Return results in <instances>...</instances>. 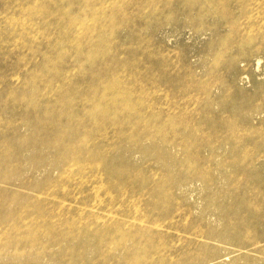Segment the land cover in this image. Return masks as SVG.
I'll list each match as a JSON object with an SVG mask.
<instances>
[{"label": "rangeland", "instance_id": "obj_1", "mask_svg": "<svg viewBox=\"0 0 264 264\" xmlns=\"http://www.w3.org/2000/svg\"><path fill=\"white\" fill-rule=\"evenodd\" d=\"M29 1L0 0V264H264V0Z\"/></svg>", "mask_w": 264, "mask_h": 264}, {"label": "bare ground", "instance_id": "obj_2", "mask_svg": "<svg viewBox=\"0 0 264 264\" xmlns=\"http://www.w3.org/2000/svg\"><path fill=\"white\" fill-rule=\"evenodd\" d=\"M29 1V0H28ZM34 1V0H33ZM41 1V0H40ZM50 1V0H49ZM107 1V0H106ZM105 1V2H106ZM109 1V0H108ZM111 1V0H110ZM25 2V1H24ZM30 2V1H29ZM38 2V1H37ZM51 2V1H50ZM126 2V1H125ZM129 2V1H128ZM20 3V2H19ZM26 3V2H25ZM42 3V2H41ZM51 3H53V2H51ZM55 3H56V1H55ZM58 3V2H57ZM114 3V2H113ZM23 4V3H22ZM40 4V3H39ZM47 4V3H46ZM73 4V3H72ZM71 4V5H72ZM119 4H121L120 3V1H119ZM21 5V4H20ZM31 5V4H30ZM30 5H28L27 7H29ZM35 5H37L36 3H35ZM71 5H69V6H71ZM107 5H108V3H107ZM118 5V4H117ZM47 6H48V4H47ZM46 6V7H47ZM110 6V5H109ZM114 6H115V4H114ZM120 6V5H119ZM7 7V6H6ZM5 6H4V8H6ZM21 7V6H20ZM26 7V8H27ZM33 7V6H32ZM36 7V6H35ZM39 7V6H38ZM42 7V6H41ZM45 7V6H44ZM44 7H43V9H44ZM107 7V6H106ZM15 8V7H14ZM17 8H19V7H17ZM24 8V7H23ZM49 9H50V7H48ZM60 8V7H59ZM65 8V7H64ZM73 8V7H72ZM35 9V8H34ZM42 9V10H43ZM107 9V8H106ZM108 9H110V8H108ZM107 9V10H108ZM113 9V8H112ZM16 10V9H15ZM27 10V9H26ZM38 10H39V8H38ZM41 10V9H40ZM118 10H119V8H118ZM122 10V9H121ZM21 11V10H20ZM29 11H30V9H29ZM33 11V10H32ZM53 11V10H52ZM57 11H58V9H57ZM57 11L55 12L56 14H57ZM64 12H65V10H63ZM104 11V10H103ZM14 12V11H13ZM27 12V11H26ZM34 12V11H33ZM51 12V11H50ZM67 12V11H66ZM65 12V13H66ZM81 12V11H80ZM97 13H99V11H96ZM18 13V12H17ZM29 13V12H28ZM32 13V12H31ZM30 13V14H31ZM38 13H40V12H38ZM77 13H78V11H77ZM82 13H83V11H82ZM95 13V12H94ZM105 13V12H104ZM112 13V12H111ZM119 13H121L120 11H119ZM54 14V13H53ZM60 14V13H59ZM58 14V15H59ZM19 15V14H18ZM33 15H35V14H33ZM36 15H37V13H36ZM41 15H42V13H41ZM45 15V14H44ZM44 15H42V16H44ZM61 15V14H60ZM64 15V14H63ZM66 15V14H65ZM81 15V14H80ZM97 15H99V14H97ZM107 15V14H106ZM10 16V15H9ZM20 16V15H19ZM24 16V15H23ZM67 16V15H66ZM75 16V15H74ZM78 16V15H77ZM76 16V17H77ZM93 16H94V14H93ZM92 16V17H93ZM102 16V15H101ZM17 17V16H16ZM28 17H30V16H28ZM31 17H33V16H31ZM48 17V16H47ZM51 17V16H50ZM49 17V18H50ZM57 17V16H56ZM62 17H64V16H62ZM68 17H70V16H68ZM102 17H104V16H102ZM107 17V16H106ZM111 17H112V15H111ZM26 18V17H25ZM44 18V17H43ZM48 18V19H49ZM54 18V17H53ZM58 18H59V16H58ZM97 18V17H96ZM9 19H11V18H9ZM17 19V18H16ZM60 19H62V18H60ZM104 19V18H103ZM106 19V18H105ZM104 19V20H105ZM109 19V18H108ZM12 20V19H11ZM15 20V19H14ZM23 20V19H22ZM56 20H57V18H56ZM88 20H90V18L88 19ZM100 20H101V18H100ZM111 20H113L112 18H111ZM111 20H110V22H111ZM4 21H7V20H4ZM25 21V20H24ZM24 21H22V22H24ZM46 21V20H45ZM59 21H62V20H59ZM87 21V20H86ZM93 21H94V18H93ZM98 21V20H97ZM115 21V20H114ZM15 21H13V24L15 25V23H14ZM19 22V21H18ZM29 22H30V20H29ZM28 22V23H29ZM55 22V21H54ZM53 22V23H54ZM57 22V21H56ZM83 22H85V21H83ZM89 22V21H88ZM92 22V21H91ZM113 22V21H112ZM10 23V22H9ZM11 23H12V21H11ZM39 23V22H38ZM51 23H52V20H51ZM59 23H61V22H59ZM64 23V22H63ZM128 23V22H127ZM58 24V23H57ZM93 24V23H92ZM91 24V25H92ZM94 24H96V23H94ZM3 25V24H2ZM6 25H8V24H6ZM10 25V24H9ZM20 25H21V23H20ZM19 25V26H20ZM27 25V24H26ZM34 25V24H33ZM85 25H87V24H85ZM23 26V25H22ZM28 26V25H27ZM30 26V25H29ZM51 26V25H50ZM62 26V25H61ZM61 26H59V27H61ZM84 26V25H83ZM18 27V26H17ZM21 27V26H20ZM84 27H87V26H84ZM84 27H83V29H84ZM22 28V27H21ZM82 28V27H81ZM101 28H102V26H101ZM105 28V27H104ZM3 29V28H2ZM9 29H11V28H9ZM14 29V28H13ZM36 29V28H35ZM78 29V28H77ZM80 29V28H79ZM88 29V31H89V28H87ZM91 29V28H90ZM94 29H95V27H94ZM6 30V29H5ZM82 30V29H81ZM101 30V29H100ZM111 30V29H110ZM13 31H15V30H13ZM35 31V30H34ZM33 31V32H34ZM95 31V30H94ZM19 32V31H18ZM17 32V33H18ZM83 32V31H82ZM84 32H86V31H84ZM37 33V32H36ZM42 33V32H41ZM91 33H92V31H91ZM100 33V32H99ZM80 34V33H79ZM106 34V33H105ZM111 34H112V31H111ZM4 35V34H3ZM17 35V34H16ZM20 35V34H19ZM31 35V34H30ZM33 35V34H32ZM42 35V34H41ZM78 35V34H77ZM91 35V34H90ZM100 35H101V33H100ZM14 36V35H13ZM13 36H12V38H13ZM23 36V35H22ZM29 36V35H28ZM44 36H45V34H44ZM58 36V35H57ZM62 36V35H61ZM66 36V35H65ZM80 36V35H79ZM101 36H103V35H101ZM3 37H5V36H3ZM19 37V36H18ZM24 37V36H23ZM22 37V38H23ZM92 37V36H91ZM99 37V36H98ZM34 38V37H33ZM59 39L61 38V37H58ZM65 38H67V37H65ZM65 38H64V40H65ZM20 39V38H19ZM75 39H77V38H75ZM80 39H82L81 37H80ZM95 39V38H94ZM1 40V39H0ZM15 40H17V39H15ZM28 40H30V38L28 39ZM37 40V39H36ZM18 41V40H17ZM39 41V40H38ZM78 41H80L79 39H78ZM19 42V41H18ZM18 42H17V44H18ZM26 42V41H25ZM64 42V41H63ZM69 42V41H68ZM71 42V41H70ZM69 42V43H70ZM92 42V41H91ZM28 43V42H27ZM31 43V42H30ZM80 43V42H79ZM1 44H3V42L1 43ZM12 44H14V43H12ZM25 44V43H24ZM47 44H48V42H47ZM73 44V43H72ZM71 44V45H72ZM76 44V43H75ZM137 44H139V43H136V45ZM8 45V44H7ZM26 45V44H25ZM67 45V44H66ZM135 45V46H136ZM2 46V45H1ZM5 46V45H4ZM41 46V45H40ZM47 46H49V45H47ZM80 46V45H79ZM141 46H143V45H141ZM73 48V47H72ZM78 48V47H77ZM95 48V47H94ZM0 49H2V48H0ZM71 49V48H70ZM74 49V48H73ZM75 50H76V48H75ZM144 50V49H143ZM74 51V50H73ZM1 52V51H0ZM56 52V51H55ZM147 52V51H146ZM75 53H76V51H75ZM78 53V52H77ZM149 53V52H148ZM69 54H70V52H69ZM79 54V53H78ZM76 55V54H75ZM98 55V54H97ZM148 55V54H147ZM88 56V55H87ZM49 57V56H48ZM47 57V58H48ZM89 57H91V56H89ZM88 57V58H89ZM142 58V57H141ZM142 60V59H141ZM76 61H77V59H76ZM51 62V61H50ZM48 63V62H47ZM54 63V62H53ZM81 67V66H80ZM56 68V67H55ZM57 70V69H56ZM138 70V69H137ZM53 71V70H52ZM77 71V70H76ZM57 73V72H56ZM57 75V74H56ZM134 75V74H133ZM136 75V74H135ZM164 76V75H163ZM118 77V76H117ZM135 77V76H134ZM99 78V77H98ZM101 79V78H100ZM103 80V79H102ZM150 80V79H149ZM33 83H36L35 81L33 82ZM126 84H128V83H126ZM44 85H46L45 83H44ZM48 85V84H47ZM99 85V84H98ZM38 87V86H37ZM47 87V86H46ZM50 87V86H49ZM113 89V88H112ZM97 90V89H96ZM39 91V90H38ZM107 90H105V92H106ZM46 92V91H45ZM104 92V91H103ZM113 92V91H112ZM119 93V92H118ZM118 93H116L117 94V96L116 95H114V96H116V97H118ZM168 93V92H167ZM103 94V93H102ZM113 96V97H114ZM131 95H129V97H130ZM8 97V96H7ZM86 97V96H85ZM105 97V96H104ZM110 97V96H109ZM103 98V97H102ZM108 98V97H107ZM100 99V98H99ZM104 99H106V98H104ZM116 99V98H115ZM71 100V99H70ZM102 100V99H101ZM128 100H129V98H128ZM112 101V100H111ZM137 101H139V100H137ZM115 103H117V102H115ZM131 103V102H130ZM141 103V102H140ZM127 104V103H126ZM132 104V103H131ZM139 104V103H138ZM97 105V104H96ZM99 105H100V103H99ZM115 105V104H114ZM129 105V104H128ZM127 106V105H126ZM101 107V106H100ZM103 107V106H102ZM127 107H129V106H127ZM95 108V107H94ZM131 110V109H130ZM95 111V110H94ZM109 111V110H108ZM125 111V110H124ZM93 112V111H92ZM113 112V111H112ZM95 113V112H94ZM91 114V113H90ZM105 114V113H104ZM116 114V113H115ZM144 115V114H143ZM146 115V114H145ZM110 115H108V117H109ZM112 117H113V115H112ZM149 118V117H148ZM113 119H114V117H113ZM156 119V118H155ZM150 120V119H149ZM114 121V120H113ZM112 123H114V122H112ZM148 123H149V121H148ZM166 124V123H165ZM199 124V123H198ZM113 125V124H112ZM153 126H155V125H153ZM164 126V125H163ZM200 126V125H199ZM107 129V128H106ZM160 130V129H159ZM101 131V130H100ZM108 131V130H107ZM131 131V130H130ZM125 132V131H124ZM193 133V132H192ZM122 135V134H121ZM84 138V137H83ZM164 142V141H163ZM140 143V142H139ZM140 148V147H139ZM89 164V163H88ZM85 165V164H84ZM90 167V166H89ZM86 168V167H85ZM85 170V169H84ZM72 173V172H71ZM102 173V172H101ZM97 174V173H96ZM101 176V175H100ZM99 176V177H100ZM157 176V175H156ZM92 179V178H91ZM95 179H96V177H95ZM86 181V180H85ZM91 182V181H90ZM85 183H87V182H85ZM84 185V184H83ZM99 185V184H98ZM97 186V185H96ZM95 187V186H94ZM96 188V187H95ZM94 188V189H95ZM97 188H99V187H97ZM93 190V189H92ZM99 192V191H98ZM96 193H97V191H96ZM98 195V194H97ZM98 197V196H97ZM94 198H96V197H94ZM105 199V198H104ZM99 201V200H98ZM95 204V203H94ZM97 205V204H96ZM87 208V207H86ZM101 221V220H100ZM80 224V223H79ZM126 233V232H125ZM123 234V233H122ZM124 235V234H123ZM0 236H1V234H0ZM123 237V239H124V236H122ZM126 237H128V236H126ZM123 239H121V240H123ZM115 242V241H114Z\"/></svg>", "mask_w": 264, "mask_h": 264}]
</instances>
